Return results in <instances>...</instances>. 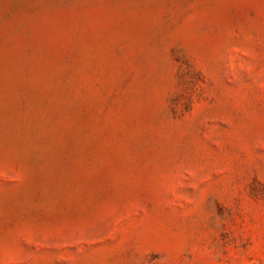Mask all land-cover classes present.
I'll return each mask as SVG.
<instances>
[{
  "label": "rangeland",
  "instance_id": "1",
  "mask_svg": "<svg viewBox=\"0 0 264 264\" xmlns=\"http://www.w3.org/2000/svg\"><path fill=\"white\" fill-rule=\"evenodd\" d=\"M0 264H264V0H0Z\"/></svg>",
  "mask_w": 264,
  "mask_h": 264
}]
</instances>
